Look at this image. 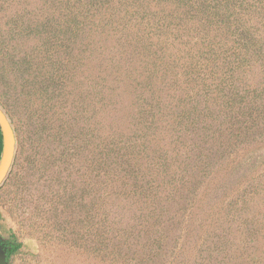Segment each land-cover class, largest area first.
<instances>
[{
  "label": "trees",
  "instance_id": "obj_1",
  "mask_svg": "<svg viewBox=\"0 0 264 264\" xmlns=\"http://www.w3.org/2000/svg\"><path fill=\"white\" fill-rule=\"evenodd\" d=\"M77 44L87 139L59 59ZM0 106V192L51 184L32 264H264V0H0Z\"/></svg>",
  "mask_w": 264,
  "mask_h": 264
},
{
  "label": "rangeland",
  "instance_id": "obj_2",
  "mask_svg": "<svg viewBox=\"0 0 264 264\" xmlns=\"http://www.w3.org/2000/svg\"><path fill=\"white\" fill-rule=\"evenodd\" d=\"M68 54L71 55V59L68 58ZM59 56L63 71L64 67L66 68L64 75L68 78L67 97L69 102L66 106L65 113H69V115L74 118L72 120L74 123L76 117H80V124L78 123L75 126V130L77 131L80 126L83 127V137L81 135L80 137L82 139H87L88 48L85 44H77L71 51L60 52ZM67 59H70V63H67ZM72 121L71 124L73 125ZM62 150V147H57L55 155L58 156V158H60L59 156H61ZM82 163L84 165L85 161H82ZM84 168L85 166H83V169ZM38 178L34 180L35 183L32 189L23 195H21V189L19 188L7 187L0 192V204L7 209L8 212L4 221L0 223L2 233L5 236L11 233L18 235L20 241L24 243L26 248L25 253H21L17 256L11 264H32L35 254L37 255L39 253V244L42 242V236L39 231L43 230L46 224L45 222H47V216L44 211L47 208L51 184L50 180L46 178L41 181H38ZM67 180L70 181L69 178H67ZM78 182L76 188H73L69 183L68 191L75 193L77 188L82 185V179H79ZM75 221V224H77V219ZM27 226L30 227L29 231L31 234L26 230Z\"/></svg>",
  "mask_w": 264,
  "mask_h": 264
},
{
  "label": "water",
  "instance_id": "obj_3",
  "mask_svg": "<svg viewBox=\"0 0 264 264\" xmlns=\"http://www.w3.org/2000/svg\"><path fill=\"white\" fill-rule=\"evenodd\" d=\"M0 130L3 140L0 158V188L9 177L16 159L18 137L9 117L0 106ZM0 264H8L7 252L0 239Z\"/></svg>",
  "mask_w": 264,
  "mask_h": 264
}]
</instances>
